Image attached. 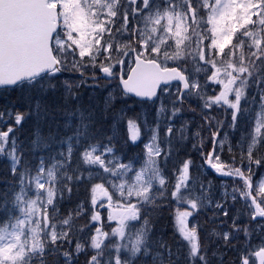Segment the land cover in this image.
I'll return each mask as SVG.
<instances>
[{"label":"snow or ice","instance_id":"snow-or-ice-1","mask_svg":"<svg viewBox=\"0 0 264 264\" xmlns=\"http://www.w3.org/2000/svg\"><path fill=\"white\" fill-rule=\"evenodd\" d=\"M0 264H264V0H0Z\"/></svg>","mask_w":264,"mask_h":264}]
</instances>
